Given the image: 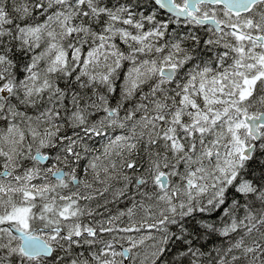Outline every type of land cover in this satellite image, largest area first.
<instances>
[{"label":"snow or ice","instance_id":"6c2138e0","mask_svg":"<svg viewBox=\"0 0 264 264\" xmlns=\"http://www.w3.org/2000/svg\"><path fill=\"white\" fill-rule=\"evenodd\" d=\"M0 264H264V0H0Z\"/></svg>","mask_w":264,"mask_h":264}]
</instances>
